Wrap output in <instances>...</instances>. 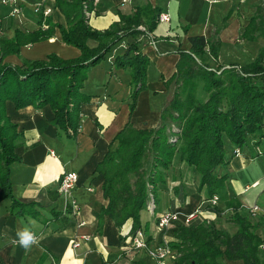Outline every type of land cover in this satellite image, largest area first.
Wrapping results in <instances>:
<instances>
[{"label":"crops","instance_id":"1","mask_svg":"<svg viewBox=\"0 0 264 264\" xmlns=\"http://www.w3.org/2000/svg\"><path fill=\"white\" fill-rule=\"evenodd\" d=\"M38 0H20V11L10 26L6 21L1 26L12 32V26L29 31L44 26L43 17L34 12L32 5ZM260 0H148L168 16L167 21H157L150 32L138 38L140 51L149 60L146 67L145 86L136 97L131 113L127 107L128 75L112 63V56L125 47L123 38L106 54L105 58L92 66L83 86L91 99L80 104V124L72 138L57 134L51 123L52 111L48 105L35 107L27 105L15 108L11 101H5V113L21 135L14 146L18 157L9 164L11 195L22 203H34L47 212L51 208L63 211L73 205V223L55 230L54 222L43 224L40 218L28 214L14 215L8 211V199H0V264H97L100 259L116 264H156L149 250L165 245L174 239V232L182 224L181 217L194 212L188 226L202 222L213 223L228 235L236 226L226 218L232 213L217 200L211 204L195 187L198 174L192 166L186 165L174 154L170 165L161 171V181L155 186V207L152 211L142 207L139 212L140 229L145 235L146 246H129L130 221L120 228L124 237L118 238V231L110 218L102 217L100 230L93 212L106 204L102 197V176L93 173L95 164L108 148H113L114 134L129 120L136 128L154 126L158 120L166 90L162 79L174 71L177 50L187 51L190 36L202 35L209 38L215 30L218 45V61L244 64L253 60L263 45V37L253 39L240 37V32ZM140 0H97L87 14V24L102 30L117 20L118 13H129ZM41 8H48L46 16L51 22L66 26L62 13L53 0H39ZM8 15V14H7ZM40 15V14H39ZM9 16V15H8ZM14 24V25H13ZM142 30L143 26H139ZM92 46L93 42H88ZM246 50H257L249 54ZM68 59L78 56L77 48L60 42L59 32L46 40L20 47L17 55H7L4 61L18 65L23 59L43 58L48 53ZM237 155L226 153L227 163L216 168L226 173L224 181L228 197L240 204L237 213L252 222L261 221L255 233L264 242V127L261 134L249 136ZM231 152V151H230ZM74 171L77 175L70 194L58 189V179L63 171ZM256 205L257 210L248 209ZM221 208L219 213L211 208ZM165 210L176 212L178 219L164 228H157L155 218ZM30 221L35 222L33 226ZM30 228L37 237V243L28 248L18 243L17 232ZM76 242L77 245L72 247ZM259 264H264V247L258 250ZM164 264H174L171 254L163 258ZM219 264H243L241 259L220 257Z\"/></svg>","mask_w":264,"mask_h":264},{"label":"trees","instance_id":"2","mask_svg":"<svg viewBox=\"0 0 264 264\" xmlns=\"http://www.w3.org/2000/svg\"><path fill=\"white\" fill-rule=\"evenodd\" d=\"M53 1L66 26L44 16V26L29 31L14 28L8 38L0 35V199H8L11 214L38 217L43 224L54 222V229L59 230L73 223L70 205L63 211L51 208L44 212L34 203H22L11 195L8 168L18 159L14 146L21 133L6 115L4 103L11 101L15 108L48 105L57 134L74 137L80 124V104L92 96L83 90L89 69L125 38L123 51L112 56V63L128 75L127 107L131 113L138 92L145 86L149 63L139 49L138 38L154 28L160 10L148 0H140L129 13H118L117 20L107 28L96 30L87 24L86 13L93 7L92 0ZM54 29L58 30L61 43L78 49V56L64 59L51 52L43 58L23 59L18 65L3 60L7 55H17L21 46L48 39ZM216 33L214 30L209 38L190 36L189 49L177 50L174 71L167 78L161 77L166 96L154 126L136 128L127 120L114 134L115 146L111 148L109 144L93 168V173L102 176L101 192L106 200L93 214L97 231L106 215L119 239L124 238L120 228L128 220L131 235L140 228L139 212L147 206L148 190L154 191L161 181V171L177 153L181 161L197 172L195 189L203 199L216 196L223 202L222 209L232 211L226 219L236 226V231L228 235L210 222L181 224L174 239L165 244L178 254L173 263L219 264L224 256L241 259L243 264H259L262 240L254 231L261 221L252 222L237 213L240 204L227 195L226 173L216 171L227 163V152L233 154L234 149L243 147L247 137L261 134L264 127V18L259 1L240 32L241 38L263 37V45L252 61L220 63ZM206 55L213 66L205 61ZM153 204L152 210L155 199ZM211 209L216 213L222 211L217 207ZM132 263L143 264L139 260ZM97 264L116 263L100 259Z\"/></svg>","mask_w":264,"mask_h":264},{"label":"built area","instance_id":"3","mask_svg":"<svg viewBox=\"0 0 264 264\" xmlns=\"http://www.w3.org/2000/svg\"><path fill=\"white\" fill-rule=\"evenodd\" d=\"M97 0H92V4L96 3ZM261 8H262V15L264 18V0H260ZM0 5L4 6H9V11L8 15H17L20 11L21 4L20 0H0ZM32 9L34 12H40L42 16H46L49 12L48 8H41V5H32ZM89 12L86 13V15ZM168 16L166 13L161 12L157 15V21H167ZM139 27V26H138ZM239 153L238 148L234 149L233 154L237 155ZM77 178V175L74 171H63L60 174V177L58 179V189L60 192L64 195L70 194L71 189L75 183V180ZM211 204H214L217 201L216 196H212L208 200ZM154 204L152 203L151 198L148 199L147 206L146 208L150 211H152ZM71 210L73 212V205L72 203L70 204ZM257 210L256 205H252L248 211L249 212H254ZM194 212L187 213L185 215H182L181 220L182 224L184 225H189ZM179 215L171 210H165L163 212H160L157 214L155 218V225L157 228H164L166 227L171 221H174L178 219ZM77 245L76 242L72 244V247H75ZM129 246L133 248H144L146 246V240H145V235L143 231L140 228H137L131 235H129ZM260 247H264V242L260 244ZM149 254L154 257L156 264H164L163 263V258L166 254H171L173 258L177 257L178 254L174 251L171 250L167 245H157L153 249L149 250Z\"/></svg>","mask_w":264,"mask_h":264},{"label":"rangeland","instance_id":"4","mask_svg":"<svg viewBox=\"0 0 264 264\" xmlns=\"http://www.w3.org/2000/svg\"><path fill=\"white\" fill-rule=\"evenodd\" d=\"M39 1V0H38ZM37 1V2H38ZM37 2H35V4L34 5H40V4H37ZM8 11H9V6H4V5H0V22L2 21V23H3V21H6L5 23H6V25H7V27L8 26H10V18H12V20L14 21V19H15V17H16V15L15 14H13V15H10V16H8L7 14H8ZM37 14V16H39V14H40V12H37L36 13ZM41 15V14H40ZM14 25V24H13ZM138 26H141V25H138ZM139 28V27H138ZM13 29H14V26H12V32H7V28H5V27H2L1 26V29H0V35H1V38H8V37H10L11 35H12V33H13ZM139 29H141V28H139ZM142 30V29H141ZM249 54H253L255 51H257V50H246ZM204 59H205V61H207L211 66H213V63H212V61L209 59V57L206 55L205 57H204ZM4 60V59H3ZM6 62V61H5ZM146 198H151V200H152V203L154 202V199H155V192L153 191V190H151V189H149L148 190V192H147V196H146Z\"/></svg>","mask_w":264,"mask_h":264},{"label":"clouds","instance_id":"5","mask_svg":"<svg viewBox=\"0 0 264 264\" xmlns=\"http://www.w3.org/2000/svg\"><path fill=\"white\" fill-rule=\"evenodd\" d=\"M30 223L33 224V226H35V222L34 221H30ZM17 237H18V243L21 247L24 248H28L33 244H36L37 241V237L36 235L33 233V231L30 228H23L22 230H19L17 232Z\"/></svg>","mask_w":264,"mask_h":264}]
</instances>
